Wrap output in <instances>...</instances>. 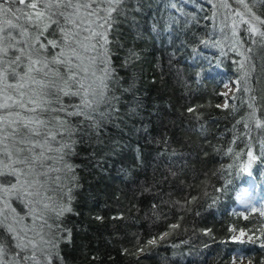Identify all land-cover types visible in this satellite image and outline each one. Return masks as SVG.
Wrapping results in <instances>:
<instances>
[{
    "label": "trees",
    "instance_id": "1",
    "mask_svg": "<svg viewBox=\"0 0 264 264\" xmlns=\"http://www.w3.org/2000/svg\"><path fill=\"white\" fill-rule=\"evenodd\" d=\"M127 7L140 10L119 17V44L110 47L131 91L118 90L121 119L84 137L70 157L82 187L74 193L77 214L62 220L71 230V242L60 245L63 264H264V205L234 210L250 176L264 189V128L248 108L255 96L264 118V49L236 15L246 20L247 10L236 0H131ZM253 10L264 15L259 5ZM130 51L139 59L126 65ZM233 78L225 108L220 89ZM47 187L58 201L61 189ZM238 232L251 239L235 238Z\"/></svg>",
    "mask_w": 264,
    "mask_h": 264
},
{
    "label": "snow or ice",
    "instance_id": "2",
    "mask_svg": "<svg viewBox=\"0 0 264 264\" xmlns=\"http://www.w3.org/2000/svg\"><path fill=\"white\" fill-rule=\"evenodd\" d=\"M130 2L0 0V264H63L60 245L71 242V230L62 220L77 214L74 193L82 187L79 165L70 157L77 155L84 137H99L121 119L118 90L131 91L121 85L110 47L119 44L113 35L119 17L140 10L129 9ZM236 2L249 18L236 15L258 38L252 43L264 49V15L253 10L258 5L264 9V0ZM132 59L139 57L130 51L124 63ZM239 65L245 68L244 61ZM248 76L244 72L241 78ZM251 99L249 117L256 128H264L257 98ZM248 155L254 159L251 151ZM49 182L61 189L58 201L47 194ZM156 243L155 238L147 241Z\"/></svg>",
    "mask_w": 264,
    "mask_h": 264
},
{
    "label": "rangeland",
    "instance_id": "3",
    "mask_svg": "<svg viewBox=\"0 0 264 264\" xmlns=\"http://www.w3.org/2000/svg\"><path fill=\"white\" fill-rule=\"evenodd\" d=\"M260 71L264 72V69ZM226 85L227 87L223 86L220 89V93L225 96V100L220 104L222 107L228 103L231 95L236 91L237 81L233 78ZM260 89L264 93V76H261L260 79ZM236 202L234 210L241 213L254 212L264 205V189L260 190L255 177L250 176L249 184L241 187L237 194ZM241 233H236L234 237L241 240H249L250 236L247 233L243 232V236H241ZM233 264H251V261L247 258H243L242 260L234 259Z\"/></svg>",
    "mask_w": 264,
    "mask_h": 264
}]
</instances>
